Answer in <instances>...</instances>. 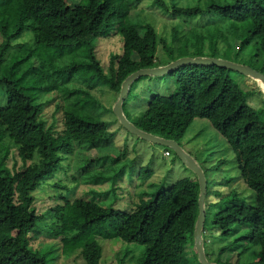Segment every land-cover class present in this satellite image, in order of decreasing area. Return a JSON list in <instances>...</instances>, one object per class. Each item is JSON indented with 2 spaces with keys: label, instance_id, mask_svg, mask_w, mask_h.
Segmentation results:
<instances>
[{
  "label": "trees",
  "instance_id": "16d2710c",
  "mask_svg": "<svg viewBox=\"0 0 264 264\" xmlns=\"http://www.w3.org/2000/svg\"><path fill=\"white\" fill-rule=\"evenodd\" d=\"M83 1V5L71 7L65 0H0V36L3 40L0 45V90L5 100L0 108V264H48L44 254L33 251L28 245V235L44 216L50 217L47 231L51 238L60 237V220L74 233L73 236L84 238L90 229H100L107 220L115 219L116 237L124 243L144 248L134 264H188L185 248L194 247L193 232L198 216L199 187L196 179L184 178L169 188H159L152 194L144 193L129 212L106 209L94 200L79 198L66 201L63 206H55L45 215L37 214L33 207V193L63 169L67 156L73 154L77 161L80 152L86 148L85 143L89 145L88 149H104L115 134L109 133L105 139L92 143L74 142L67 128L60 133L56 131L55 115L64 111L66 105L55 106L53 123L48 125L43 110L53 101L45 104L40 101L44 96L53 95L60 84L58 78H64L65 71L53 69V64L76 54L81 55L85 62L70 71H93V86L103 83L115 97L129 75L138 70L165 66L177 60L174 53L181 49L189 53L188 58L221 59L235 64L240 63L229 59L227 53L233 52L236 57L246 53L254 60L253 66H246L264 75V0L172 3L169 16L173 20L203 21L209 16L215 20L203 21L205 25L195 28L187 37L172 28L170 42L158 36L150 22L134 23L138 16H127L122 5L115 0ZM124 1L129 7H135L139 2ZM152 1L156 8L168 11L163 0ZM117 26L120 28L121 52L109 57L103 75L97 58V42L111 37ZM26 32L30 33L34 46L25 52L10 54L14 45L24 44L15 41ZM159 47L167 63L157 59ZM190 48L195 50L188 51ZM222 50L227 52L223 54ZM169 76L177 86L176 91L169 96L150 97L144 113L131 123L143 132L179 144L194 120L209 122L234 154L240 179L254 196L253 203L248 204L238 199L236 194H230L227 205L222 207L223 197L215 187L228 182L205 178L202 240L206 258L212 264H228L221 262L223 255L234 254L240 246L235 249L233 245L246 241L259 248L263 259L264 109L257 110L249 105V93L236 82V76L241 75L230 70L215 66H184ZM139 80L131 85L122 111ZM258 93L261 95L260 88ZM68 106L73 112L76 109L75 113L79 115L84 111H81L82 106ZM88 113H92V109ZM104 125L112 126L111 123ZM165 152L172 151L165 148ZM126 155V151H122L114 160ZM11 156L13 164L8 169L6 165ZM99 159L105 161L107 157L85 160L88 168L81 167V173L77 170L78 178ZM17 161L21 163L20 167H17ZM222 165L220 161L206 172L213 173ZM152 174L146 167L138 170L137 177L143 183ZM118 176L119 172L111 179L94 177L85 184L97 186L112 180L111 187L114 188L118 184ZM53 187L66 189L60 185ZM207 216L211 230L220 232L218 239H214L220 247L216 257L210 260L203 237ZM239 231H245L244 235L228 246H221L224 239ZM214 241L208 244L211 256L214 254ZM128 254L121 253L117 264H123ZM79 257L84 264H100L102 247L98 240H85ZM239 261L236 260V264H241ZM253 264H264V261Z\"/></svg>",
  "mask_w": 264,
  "mask_h": 264
},
{
  "label": "rangeland",
  "instance_id": "374dc122",
  "mask_svg": "<svg viewBox=\"0 0 264 264\" xmlns=\"http://www.w3.org/2000/svg\"><path fill=\"white\" fill-rule=\"evenodd\" d=\"M68 6H81L84 4L83 0H65ZM168 7V11L164 12L159 8L153 6L152 0H139L135 7H129L124 0H115L122 5L126 15L138 16L134 23L139 21L150 22L158 36L166 38L170 42L171 29L175 28L181 36H188V34L195 28H200L205 25L204 22L208 20H215L213 16L205 18V20H190L175 19L170 16V5L172 3L185 5L189 0H163ZM122 20V18H119ZM132 20L131 18H129ZM119 20V21H120ZM133 21V20H132ZM115 23V22H114ZM120 28L117 26V31L111 37L100 39L97 42V58L100 66L103 69V75L108 67V60L111 55L119 54L121 52V39L119 35ZM200 31V30H198ZM22 39V40H21ZM20 40L15 42L20 43L14 45L15 48L10 51V54H17L25 52L27 48L34 46L31 41V35L26 32ZM0 36V45L2 43ZM177 45V44H176ZM178 49V48H177ZM191 48L188 51H194ZM223 51L222 53H226ZM189 53L185 50L175 51L174 58H188ZM223 56V55H221ZM229 59L237 60L240 65L253 66L254 60L246 53L236 57L233 52L226 55ZM157 59L161 63L167 60L163 56V52L159 47ZM85 61L79 54L70 55V57L53 64V69L65 71L64 78H58V84L55 93L42 97L40 103H47L53 101L43 110V117L47 124L53 123L54 108L57 105L65 106V110L58 112L55 115L56 131L58 133L68 129L74 142L91 141L96 142L99 139H105L109 133H115L108 145L104 149L91 148L88 149V144L85 143L86 148L80 152L77 161L75 156L68 155L63 161V169L55 173L53 177L46 181L37 191L33 193L34 203L37 214L45 215L55 206H63L65 202H71L74 199L94 200L101 207L112 209L114 211L129 212L141 200V195L144 193L152 194L159 188H169L175 182L184 178L196 179L195 175L186 169L173 152H169V157H164V147L155 146L143 142L135 136L127 133L114 117L112 107L117 99L115 95L104 86L103 83L95 84L94 72L89 71L83 73L81 70L70 71L74 66H80ZM167 63V62H166ZM236 82L241 88L249 93V105L257 110L264 109V100L262 93H258V84L244 76H236ZM97 84V83H96ZM93 86V87H92ZM177 89L176 84L171 76L166 75L159 78L144 77L140 79L132 88L128 100L123 106V114L129 122H133L135 118L144 113L147 107V101L153 95L169 96ZM4 95L0 90V108L4 105ZM82 106V111L79 115L72 111L71 106ZM92 109V113H88ZM105 123H111L112 126H106ZM179 147L187 153L205 172L207 180H214L220 182L226 180L228 183H223L221 186H216L215 190L223 198H221V206L227 205L230 200V194H236L238 199L248 204L253 203L254 193L247 188V186L240 179L239 171L237 170L235 157L232 151L228 148L225 140L220 134L212 128L206 120H194L185 134L179 141ZM122 151H126L127 155L124 158L115 161ZM13 154V151H12ZM12 157L7 161L6 167L9 169L13 164ZM107 157L105 161L98 160L89 168L83 175H77L81 167L87 169V162L85 160H94L96 158ZM9 158V157H8ZM223 162V165L215 172H206L207 169L216 166L217 163ZM21 163L17 161V167ZM148 167L152 171V177L145 182L139 181L137 177L138 170ZM119 172L118 184L111 187L112 180H108L102 185L92 186L85 184L86 181L94 177H102L104 179H111ZM203 172V173H204ZM54 185L65 186L66 189L54 188ZM153 185V186H152ZM115 188H118L115 190ZM146 198L143 196V199ZM208 217V216H207ZM206 232L203 237L207 243L205 250L209 254V260L216 257V251L220 247L219 243L214 241L218 239L220 232L212 229L209 217L206 219ZM50 217L44 216L37 223L35 230L28 235V245L33 251L44 254L48 260V264H84L79 257L80 250L88 239H97L102 247V258L100 264H117L121 253L128 252V256L123 264H134L140 257L143 247L135 244H127L116 237L114 227L115 219L107 220L100 229H90L84 238H77L74 233L67 229L65 223L60 220L59 227L61 228V235L59 238L50 237L47 231ZM235 227V226H234ZM99 230V231H98ZM245 231H239L234 235L224 239L221 246L230 245L235 239L243 236ZM211 237L213 239H211ZM215 242L214 254L211 256L210 247L208 244ZM237 246H240L236 249ZM235 248L234 254H224L221 262H228V264H236V260H240L241 264H253L261 259L260 250L256 246L248 244L246 241H239L233 245ZM242 250L244 252L239 254ZM194 247L186 246L185 259L188 264H199L198 257H196ZM240 255V256H239Z\"/></svg>",
  "mask_w": 264,
  "mask_h": 264
},
{
  "label": "water",
  "instance_id": "95a60500",
  "mask_svg": "<svg viewBox=\"0 0 264 264\" xmlns=\"http://www.w3.org/2000/svg\"><path fill=\"white\" fill-rule=\"evenodd\" d=\"M184 66H215L218 68L230 70L232 72L238 73L241 76L251 79L256 82L260 88V91L264 100V75L251 69L248 66L235 64L230 61L212 58H180L165 66L156 67L153 69H142L129 75L121 84L118 97L112 107V113L116 120L118 121L121 128H123L127 133L135 136L139 140L159 146L164 147L172 151L183 166L191 171L198 182L199 187V197L197 201L198 205V216L195 223V228L193 232L194 249L198 257L199 264H212L210 263L205 255L202 231L205 221V208L204 201L206 196V179L203 170L198 166V164L185 153L175 141L165 140L163 138L156 137L154 135L148 134L136 128L131 122L127 120L122 111V105L126 100L131 85L137 80L148 77V78H159L166 75H170L172 72L180 67Z\"/></svg>",
  "mask_w": 264,
  "mask_h": 264
},
{
  "label": "built area",
  "instance_id": "2783aa9c",
  "mask_svg": "<svg viewBox=\"0 0 264 264\" xmlns=\"http://www.w3.org/2000/svg\"><path fill=\"white\" fill-rule=\"evenodd\" d=\"M163 156L167 158V157L170 156V153H168V152H164V153H163Z\"/></svg>",
  "mask_w": 264,
  "mask_h": 264
}]
</instances>
